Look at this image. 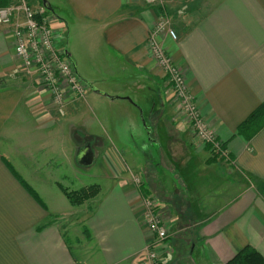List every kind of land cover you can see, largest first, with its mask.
<instances>
[{
  "label": "crops",
  "instance_id": "crops-1",
  "mask_svg": "<svg viewBox=\"0 0 264 264\" xmlns=\"http://www.w3.org/2000/svg\"><path fill=\"white\" fill-rule=\"evenodd\" d=\"M28 1L35 9L42 6ZM46 1L55 46L69 54L78 77L97 87L113 76L121 84L106 93L126 100L130 92L144 91L137 104L146 115L155 110L146 122L149 132L141 126L131 140L134 154L146 161L140 191L154 201L169 234L157 247L158 264H226L247 246L264 258V128L248 141L236 134L264 102V0H198L192 7L188 0ZM160 16L169 19L176 39L163 33L158 40L200 117L229 151V162L192 137L154 61L149 38ZM89 94L66 97L59 115L22 68L12 27L0 26V264L144 263L153 237L141 193L118 176L120 162L112 166L123 159L119 150L108 158L100 145L104 172L121 183L81 204L78 221L86 228L71 242L59 222L72 214L64 206L52 210L30 180L56 176L64 161H76L84 143L92 147L102 138L85 116L87 99L99 105L102 96ZM107 120L105 131L114 123ZM57 198L68 201L62 193Z\"/></svg>",
  "mask_w": 264,
  "mask_h": 264
},
{
  "label": "built area",
  "instance_id": "built-area-1",
  "mask_svg": "<svg viewBox=\"0 0 264 264\" xmlns=\"http://www.w3.org/2000/svg\"><path fill=\"white\" fill-rule=\"evenodd\" d=\"M146 2L153 5L159 0ZM49 22L45 9L33 8L28 0H9L7 5L0 7V26L12 27L15 54L22 68L44 88L52 98L58 114L62 116L65 98L71 94L84 98L86 86L78 77L72 62L65 57V51L56 48ZM163 33L176 39L169 19L160 16L150 35L149 46L156 65L167 77L172 91L180 100L181 114L189 124L192 137L199 144L208 146L213 157L229 162V151L200 117L179 70L161 46L158 37ZM132 181L136 188L140 187L138 177ZM140 204L147 231L153 237V242L145 248L143 264H158L157 247L169 238V234L161 216L154 211V201L150 197L141 196Z\"/></svg>",
  "mask_w": 264,
  "mask_h": 264
},
{
  "label": "rangeland",
  "instance_id": "rangeland-1",
  "mask_svg": "<svg viewBox=\"0 0 264 264\" xmlns=\"http://www.w3.org/2000/svg\"><path fill=\"white\" fill-rule=\"evenodd\" d=\"M188 1L187 4L189 3V6L192 7L198 0H188ZM185 8L188 9V7H184L183 9ZM110 78L109 81L98 83L97 84L98 88L96 87V85H92V86H94L96 89L100 90L101 92L103 91L105 93L110 92L117 84H121L119 82L121 80L118 81V79L113 78V76ZM143 92L144 91L135 93L134 91H132L129 94H127L128 97L126 98H129L130 101L122 100L120 98H124V97H120L117 95L116 97L118 98V100L115 101H111L108 97L102 96L99 99L100 101H103V104H99V105L92 104L87 99V104H91V105H89L90 110L85 116H88L87 117L88 122L94 126L96 132H98V134H100L102 137L100 140L93 141L91 147L94 150L93 153L95 152V156H96L95 161H93V163L89 166H79L74 160L71 161L70 165H69V161H64L60 166L66 164V167L62 168V170L56 176L50 177L47 176L46 173H43L42 177L30 179L36 188L35 189L36 192H38L39 195L42 197L41 199H43L45 202L48 203V205L51 208H53L52 210H56V209L63 210L61 208L64 206L63 208L68 213V215L72 214V216H66L63 221L59 222L62 224V226H64L66 231H68L66 236L69 242L75 239L76 236L80 237L82 231H84L86 226L84 225V223L81 222V220L80 223L78 221V219L82 218L81 217L82 207L80 204L73 207L68 206V201L64 202L65 204H62L61 203L62 199L57 198L59 197L60 193H62V195L64 194L63 189H61L60 187L65 188L64 190H67L68 192H76L81 189H85L93 186H97L98 189H116V187L119 186L121 183L119 178L117 179L108 178V174L104 172L103 170L104 157H102L101 159V153H99V148L101 149L100 145L103 146L102 148L104 154H102V156L106 155L108 158L111 157L113 159L114 156L113 154H110V152L114 153V149H117L119 150V152L122 153L123 159L119 158L120 161H118L116 158V160L112 163V166L115 167L116 163L120 162V166L123 171L120 172V170H118L117 167L115 168V171L120 173V175L118 176H120L123 179L122 180L123 182L127 181L128 184L135 187L132 180L134 177L135 178L138 177L141 182L140 187L143 185V180L138 175H140L139 173L143 170L144 164H146L145 156L141 154L137 155V153L134 154L135 150L132 147V140H131V133L132 135H134V133L139 132V129H141V124L143 125L142 122L144 121L143 116L145 120L147 119V115L143 114V116H141L142 114L140 112L141 109L144 111L145 106L143 107L140 106L141 108L139 110L136 100V99L140 100L139 95L143 94ZM85 93L89 94V93H93V91L87 87ZM172 93L174 94V99H176V101L180 104L179 98L175 95L173 91ZM106 94L112 96L109 93ZM47 95L49 97L48 93ZM133 99L136 100V102L133 101ZM49 102L52 106H55L52 101V98L50 97H49ZM98 109L101 110L103 114L105 112L106 113L103 115L102 113H99ZM180 109H181V104H180ZM107 118H110V120L114 123L112 126H110L112 127V129L105 131V128H107V126L110 125V121H108ZM67 119L68 118L66 117V121ZM132 123H134V125H132ZM129 125H131L134 129L133 130L130 129ZM104 132H106L107 135H104ZM108 134H111V136L112 134L113 136L116 135L115 138L116 141H114L115 143L107 139L108 138L107 136H109ZM80 140L83 143L85 142L84 140L86 139H84L82 136ZM56 142L57 140H55V144L53 145L55 147L57 146ZM56 182L59 183L58 186ZM137 189L141 193L140 188ZM141 195L144 196L142 193ZM73 243H72L73 253L75 256H77L80 259L82 255L79 252V250L75 248V245Z\"/></svg>",
  "mask_w": 264,
  "mask_h": 264
},
{
  "label": "trees",
  "instance_id": "trees-1",
  "mask_svg": "<svg viewBox=\"0 0 264 264\" xmlns=\"http://www.w3.org/2000/svg\"><path fill=\"white\" fill-rule=\"evenodd\" d=\"M8 3L9 0H0V7L5 6ZM45 11L47 13L46 9ZM86 89L87 86L85 90ZM74 95L77 96L76 94ZM263 128H264V102L238 127L236 134L242 137L244 140L248 141ZM98 190L99 189L97 186H93V187L81 189L76 192H68L67 190L63 189V193L65 197L68 199L69 203L73 206H76L79 204L81 205L85 201L92 199L98 193ZM226 264H264V258L254 248L247 246L242 250H240L239 252H237V254Z\"/></svg>",
  "mask_w": 264,
  "mask_h": 264
},
{
  "label": "water",
  "instance_id": "water-1",
  "mask_svg": "<svg viewBox=\"0 0 264 264\" xmlns=\"http://www.w3.org/2000/svg\"><path fill=\"white\" fill-rule=\"evenodd\" d=\"M41 2H42V6L44 7V9H46L47 11H52L51 6L49 5V3L46 0H41ZM64 54H65V57L69 58V54H67L66 51ZM84 83L86 84V86L88 88H90L94 93H96L98 95L108 97L111 100L117 99V97H112V96H109L108 94H106L104 92L99 91L98 89H96L94 86H92V84L88 83L87 81H84ZM126 100L130 101L129 98H126ZM139 110H140V108H139ZM93 160H94V153H93V150L89 144L82 147L79 150V153L76 157V163L79 166H89L93 163Z\"/></svg>",
  "mask_w": 264,
  "mask_h": 264
},
{
  "label": "flooded vegetation",
  "instance_id": "flooded-vegetation-1",
  "mask_svg": "<svg viewBox=\"0 0 264 264\" xmlns=\"http://www.w3.org/2000/svg\"><path fill=\"white\" fill-rule=\"evenodd\" d=\"M149 98V97H148ZM138 107L139 108H141L140 107V105H138ZM141 116H143V114H145V112L141 109ZM143 112V113H142ZM155 110L153 109L152 111L150 110L149 112H148V115H147V119H149L148 117H152V118H154V116H155ZM143 119H144V121L142 122L143 123V125L141 124V126H142V128H144V131H145V134L146 133H148L149 132V129L147 128L148 126H146V122H147V119L145 120V118H144V116H143Z\"/></svg>",
  "mask_w": 264,
  "mask_h": 264
}]
</instances>
